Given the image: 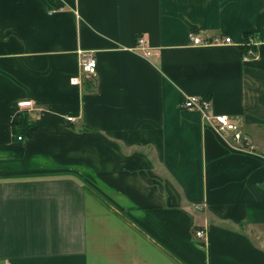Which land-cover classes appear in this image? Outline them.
Wrapping results in <instances>:
<instances>
[{"label":"crops","instance_id":"obj_1","mask_svg":"<svg viewBox=\"0 0 264 264\" xmlns=\"http://www.w3.org/2000/svg\"><path fill=\"white\" fill-rule=\"evenodd\" d=\"M0 264H264V0H0Z\"/></svg>","mask_w":264,"mask_h":264},{"label":"built area","instance_id":"obj_2","mask_svg":"<svg viewBox=\"0 0 264 264\" xmlns=\"http://www.w3.org/2000/svg\"><path fill=\"white\" fill-rule=\"evenodd\" d=\"M189 37L196 44L210 42L208 40H203V38L199 34H196L194 31L189 32ZM214 41H216V42L221 41V39L216 38ZM224 41L230 42L231 37L224 38ZM254 41H255L254 38L251 36H249V38L247 39V42L251 45V47L245 53L247 56L255 53V50L253 48V46L255 45ZM136 48L141 49L146 56H150L152 54H159L160 53L159 49H153L149 45L146 37L143 35L138 37L137 43H136ZM78 53L80 56L81 70L84 73V75L87 77H95L97 75V64H98V62H97V58H96L94 52L79 49ZM71 82L77 84L80 82V79H79V77H73V78H71ZM31 102L32 101H30V100H23V101L19 102L18 104H19V106H28L31 104ZM211 104H212V101L208 96L197 95V96H190V97L184 99L180 105L183 108H199V109H202L204 111H207L210 109ZM67 119L73 120L74 116L69 115V116H67ZM215 119L219 124L218 129L220 131L224 132L227 130H233L235 132L234 136L236 139L239 140L242 138L241 133L239 131H237V128H238L237 124L232 122L227 115L217 114L215 116ZM17 138L19 140H21L23 138V136L18 135ZM196 233H197V236L203 237V236H205L206 232H205V229H199V230H197Z\"/></svg>","mask_w":264,"mask_h":264},{"label":"trees","instance_id":"obj_3","mask_svg":"<svg viewBox=\"0 0 264 264\" xmlns=\"http://www.w3.org/2000/svg\"><path fill=\"white\" fill-rule=\"evenodd\" d=\"M249 36V34H246V39H248ZM250 47L251 45L246 41L243 45H241V50L246 53ZM21 124H23V128L28 126L27 119L25 117H22Z\"/></svg>","mask_w":264,"mask_h":264}]
</instances>
